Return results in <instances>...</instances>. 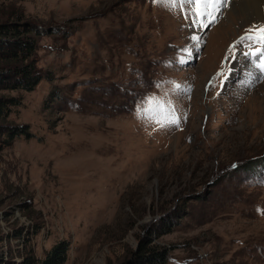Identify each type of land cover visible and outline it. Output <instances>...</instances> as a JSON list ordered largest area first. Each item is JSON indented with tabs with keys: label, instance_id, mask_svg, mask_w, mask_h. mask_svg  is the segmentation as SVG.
Masks as SVG:
<instances>
[{
	"label": "rangeland",
	"instance_id": "rangeland-1",
	"mask_svg": "<svg viewBox=\"0 0 264 264\" xmlns=\"http://www.w3.org/2000/svg\"><path fill=\"white\" fill-rule=\"evenodd\" d=\"M235 2L201 26L161 0H0L51 79L0 93L18 101L0 121L32 134L0 146V253L66 241L64 264H123L168 219L167 264H264V73L229 51L264 20ZM150 96L163 108L138 116Z\"/></svg>",
	"mask_w": 264,
	"mask_h": 264
},
{
	"label": "trees",
	"instance_id": "trees-1",
	"mask_svg": "<svg viewBox=\"0 0 264 264\" xmlns=\"http://www.w3.org/2000/svg\"><path fill=\"white\" fill-rule=\"evenodd\" d=\"M37 35L39 32L28 23L0 24V93L15 90L31 92L35 90L43 78L51 80L50 77L44 76L36 66ZM15 104H18V101L0 96V120L4 121L7 118L11 110L10 106ZM4 124L0 121V137L5 136L7 141H1L0 138V146L9 144L19 136H24L26 139H30L32 136L25 125L11 127ZM260 162L259 166H263L264 161L261 160ZM171 222L165 219L156 227L157 231L149 232L140 241L130 259L123 264H167L168 250L160 248L153 243V240L168 234L171 225H173ZM38 228L35 226V233L38 232ZM25 232L26 230L17 229L6 239L19 240L27 234ZM153 233H156L154 239H152ZM2 238L0 237V241L3 240ZM68 251L69 243L61 241L43 258H38L31 250L25 252L19 261L14 260L11 256L5 257L4 253H0V264H64L67 261Z\"/></svg>",
	"mask_w": 264,
	"mask_h": 264
},
{
	"label": "snow or ice",
	"instance_id": "snow-or-ice-1",
	"mask_svg": "<svg viewBox=\"0 0 264 264\" xmlns=\"http://www.w3.org/2000/svg\"><path fill=\"white\" fill-rule=\"evenodd\" d=\"M170 9L175 7L189 6L190 12L194 15L196 23H200L201 26H207L204 22L214 23L218 16V10L221 9L226 0H161ZM238 45H247L248 52H245L246 56L259 57L260 62L257 65L259 70L264 73V25L258 28L248 29L245 35L241 36L229 49L231 52ZM182 62V61H181ZM221 75V73H218ZM180 84H174L173 88L176 90L181 89ZM156 108H163L162 101L154 96H150L146 99L143 106L137 107V115L148 116L149 113L154 112ZM160 123V121H157ZM168 124L171 126H179V119L174 115L168 120Z\"/></svg>",
	"mask_w": 264,
	"mask_h": 264
},
{
	"label": "bare ground",
	"instance_id": "bare-ground-1",
	"mask_svg": "<svg viewBox=\"0 0 264 264\" xmlns=\"http://www.w3.org/2000/svg\"><path fill=\"white\" fill-rule=\"evenodd\" d=\"M235 4L237 6H232L234 13L243 14V16L254 21L264 20V0H237ZM232 22L236 23L235 19H232Z\"/></svg>",
	"mask_w": 264,
	"mask_h": 264
}]
</instances>
